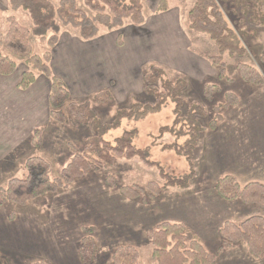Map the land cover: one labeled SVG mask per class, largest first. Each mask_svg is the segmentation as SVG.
<instances>
[{
    "label": "rangeland",
    "instance_id": "374dc122",
    "mask_svg": "<svg viewBox=\"0 0 264 264\" xmlns=\"http://www.w3.org/2000/svg\"><path fill=\"white\" fill-rule=\"evenodd\" d=\"M52 1L56 5L60 0ZM83 1L79 0V7L92 16ZM143 1L146 17L144 25L135 26L126 21L124 27L119 29L108 30L100 27L99 35L93 42L82 40L79 31L74 28L62 29L60 38L72 47L90 43L81 47L89 52L90 45L103 44L100 49L94 46L90 51L92 55L85 56L81 52L83 57L71 47L72 51L69 49L70 53L67 55L73 58L72 64L76 61L79 66L80 61L95 60V57L103 55L106 60L103 64L104 71L107 72L109 68L108 72L117 76L116 81L102 89L112 95L108 103L101 105L94 101V96L101 92L97 88L74 95L72 100L76 103L89 100L96 116L104 124H109L117 110L129 109L134 101L142 104L154 103L153 98L144 93L143 76L150 66L162 68L171 80L186 79L183 113H187L192 104L202 105L206 113L204 117L196 118L204 131L199 135L194 152L196 176L189 188L192 189L191 192L173 188L147 202H143L142 198L129 200L118 188L108 185V177H115L119 187H144L151 182L163 185V182L156 168L149 169L138 159L120 160L110 169L92 171L66 189L31 201L26 206L8 203L0 207V264H82L78 253L79 246L84 236L83 229L90 227L96 228L94 237L99 248L93 264H108L119 247L135 248L139 253L140 264H157L152 258L153 246L149 234L165 221H175L166 219L167 210L164 204L188 203L192 202L190 199L193 196L206 198L212 193L217 195L216 182L227 175L237 178L241 186L252 182L264 184V85L244 81L238 69L240 64L249 65L264 76V66L259 61L264 55V24L239 14L233 0L221 4L230 28L249 32L246 56L225 57L226 77L229 78L226 81L219 78L218 69L210 61L211 57L218 54L215 44L207 36L189 28L188 13L196 0H168L169 10L165 13L157 11L160 0ZM261 1L264 3V0ZM10 17L15 18L23 27H32L27 13L13 12L10 0H0V40L8 31ZM30 42L34 54L42 55L49 50L47 42L38 38L31 37ZM176 44L187 48L186 56L190 59L184 57L179 65L177 59L173 58L172 62L175 63L168 65L165 63V57L169 58L168 54L161 55V50L158 49L174 47ZM59 63L63 64L61 60ZM197 64L199 72L194 77L190 69ZM18 66L17 74L13 77L15 80L21 79L26 71L22 60H18ZM71 78L74 82L80 79L78 74ZM45 83L40 79L35 86L32 85L34 93L42 89ZM208 85L216 87L209 101L204 95V89ZM75 88L80 90L78 86ZM229 93L237 96L239 103L221 110L223 119L216 130H211L209 125L215 119L214 108L224 104ZM174 108V103L168 101L160 113L140 120H124L119 129L109 132L104 139L114 144L125 132L137 130L138 134L133 140L136 148H149L150 160L163 167L167 174L174 177L187 175L190 169L186 159L174 152L162 150L164 144H171L175 139L165 135L161 140H154L159 137L160 128L173 125ZM65 113L64 124L51 121L45 128L42 127L44 134L39 147L34 146L30 139L18 149L0 150V189L6 188L11 179L26 177L24 165L28 158L41 157L47 160L52 168L51 177L57 179L73 157L70 145L77 152L84 150L86 141L94 135L92 128L79 126L68 109ZM187 139H180L178 144L184 145ZM207 202L216 211L213 223L222 219V207L226 205L235 214L238 213L229 219L235 224H240L254 215L264 217V209L245 205L240 201L225 202L218 196L217 200L208 199ZM223 225L224 223L221 228ZM211 229H207L208 233ZM201 238L204 249L216 255L214 264H264V256L258 260L251 258L244 243L232 248L224 247L220 252L219 248L223 245L220 235Z\"/></svg>",
    "mask_w": 264,
    "mask_h": 264
},
{
    "label": "trees",
    "instance_id": "16d2710c",
    "mask_svg": "<svg viewBox=\"0 0 264 264\" xmlns=\"http://www.w3.org/2000/svg\"><path fill=\"white\" fill-rule=\"evenodd\" d=\"M79 0H60L54 4L52 0H10L13 12L23 11L31 20V28L21 26L18 21L10 17L9 28L3 39L0 40V77H12L18 69V60H22L26 71L22 74L18 85L20 90L26 91L43 77L49 82L50 92L48 102L50 119L56 124L66 122L65 110L68 109L74 121L81 127H91L94 133L86 141L84 150L77 152L70 145L73 157L65 166L57 179L51 177V165L41 157H31L25 162L26 177L11 179L6 188L0 189V207L8 203L26 206L48 194H56L73 184L77 179L92 171L98 172L110 169L120 160L131 161L138 159L145 167L156 168L163 185L149 183L146 186L132 185L119 187L118 180L110 176L106 182L112 188L129 200L141 199L143 202L156 199L168 189L187 190L196 176L194 152L199 135L204 131L197 123L196 118L206 115L202 105L192 104L187 113H183L185 106L184 92L187 89V80L178 78L171 80L160 67L152 65L143 76L144 93L153 98V104H142L137 101L129 109L117 110L114 119L104 124L94 113L89 100L76 103L66 82L53 73L51 68L52 50L60 42L63 28H74L79 31V37L84 41L94 40L100 32V27L108 30L123 28L126 21L135 26L144 25L143 0H84V6L92 16L79 7ZM229 0H196L188 13L189 28L191 31L207 36L217 47L218 54L210 58L211 64L218 69L219 78L229 81L226 77L227 69L225 57L242 58L248 53L246 41L249 32L230 28L225 11L221 4ZM235 10L255 22L264 24V3L261 0H233ZM168 0H160L157 11L165 13L169 10ZM38 38L47 42L49 50L42 55L33 53L30 38ZM264 66V55L259 59ZM241 78L254 85H264V76L256 68L249 65H239ZM215 86H206L205 98L209 101L215 92ZM109 91H101L94 96L97 104L111 101ZM168 101L174 103V122L171 127H162L159 137L172 136L175 141L164 144L163 151L174 152L186 159L189 165V174L174 177L167 174L163 167L150 159V149H138L133 140L138 131H127L113 143L106 141L105 136L121 127L124 120H140L149 115L162 111ZM239 99L232 93L226 95V102L214 108L215 119L209 128L216 130L222 121L221 110L236 106ZM44 129L34 130L31 143L41 145ZM188 138L184 145L178 141ZM156 145V142L154 143ZM217 195L225 202L240 201L245 205L257 206L264 209V184L248 183L241 186L234 176H224L216 182ZM96 228H84L83 238L79 246V258L82 264H93L98 253V243L95 239ZM224 247L232 248L240 243L247 247L251 258L258 260L264 256V217L254 215L240 224L230 221L224 223L219 231ZM153 246L152 258L157 264H214L216 255L208 253L201 240L183 223L164 222L157 230L149 234ZM139 253L133 247H119L108 264H140ZM36 264H47L44 262Z\"/></svg>",
    "mask_w": 264,
    "mask_h": 264
},
{
    "label": "crops",
    "instance_id": "0c3cea01",
    "mask_svg": "<svg viewBox=\"0 0 264 264\" xmlns=\"http://www.w3.org/2000/svg\"><path fill=\"white\" fill-rule=\"evenodd\" d=\"M89 44L90 43H85V45ZM85 45L72 47L71 44L67 45L65 41L63 42L61 37L59 44L52 50L51 68L53 73L63 78L72 96L81 95L80 93L85 91H93L95 88L102 91V89L109 87L113 81H116L117 76L111 75L108 72V67H106L108 68L107 72L104 71L103 64L106 60L103 55L98 58L95 57V60L87 59L86 61H80L81 65L79 66L76 61H73L72 64L71 60H73V58L68 56L70 53L68 52L69 49L72 51V48H74L79 52L80 56L83 57L82 55H92L93 53H90V51L94 46H96L97 49L103 48V44L101 46L92 44L89 47V52H87L81 49V47ZM158 51L161 55H165V53L166 55L168 54L169 58L165 57V63L168 65L175 63L172 62L174 59H177L179 65H181L180 60H183L184 57L188 60L190 59V57L186 56L188 52L187 48L178 46L177 44L170 48L159 47ZM60 60L63 64L59 63ZM190 72L195 77L199 72L198 64L192 66ZM16 74L17 72L15 75ZM77 74L80 79L74 82L71 77L75 78ZM14 76L0 77V150L8 148L12 150L18 149L19 146L31 139L34 130L42 127L45 128L47 123L51 122L48 102L50 92L49 82L45 78L43 79V77H38L37 83L40 79L46 83L42 89L34 93L33 87L35 85L31 86L26 91L20 90L18 85L21 79L15 80L13 79ZM76 86L80 87L79 91L76 90ZM191 190L192 189H188L185 191L191 192ZM206 198L217 200L218 196L212 193ZM206 198H196V196H193L192 199L189 198L192 202L182 204L175 203L176 205L164 204V208L167 210L165 217L166 219L175 220L174 223L185 224L200 240L202 239L201 236L206 238L209 236L216 237L221 230V224L226 223L238 213L236 212L235 214L230 206H223V213H221L222 219H219L217 223H213V215L216 214V211L211 209L209 202H207L208 199ZM172 206H174L173 209L171 208ZM188 211H190V213ZM142 224L145 225L144 223ZM211 227H213V229H211ZM207 229H211V231L208 233Z\"/></svg>",
    "mask_w": 264,
    "mask_h": 264
}]
</instances>
